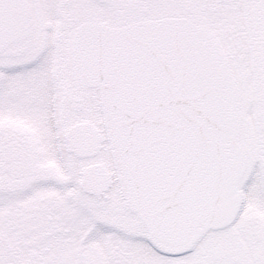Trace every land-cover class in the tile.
<instances>
[{"label": "snow or ice", "instance_id": "1", "mask_svg": "<svg viewBox=\"0 0 264 264\" xmlns=\"http://www.w3.org/2000/svg\"><path fill=\"white\" fill-rule=\"evenodd\" d=\"M0 264H264V0H0Z\"/></svg>", "mask_w": 264, "mask_h": 264}]
</instances>
